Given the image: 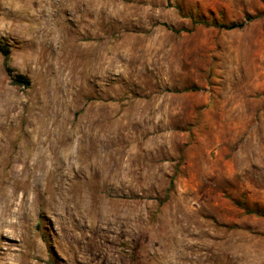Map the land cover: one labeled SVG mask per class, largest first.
<instances>
[{
    "label": "rangeland",
    "instance_id": "374dc122",
    "mask_svg": "<svg viewBox=\"0 0 264 264\" xmlns=\"http://www.w3.org/2000/svg\"><path fill=\"white\" fill-rule=\"evenodd\" d=\"M0 45V264H264V0H0Z\"/></svg>",
    "mask_w": 264,
    "mask_h": 264
},
{
    "label": "trees",
    "instance_id": "16d2710c",
    "mask_svg": "<svg viewBox=\"0 0 264 264\" xmlns=\"http://www.w3.org/2000/svg\"><path fill=\"white\" fill-rule=\"evenodd\" d=\"M204 23L206 24V22ZM211 25H215V26L222 27L225 29H232L235 27H240L237 25L226 26L223 24H215V23ZM0 55L4 59V69H5V73L7 77L10 80V83L17 87L29 88L31 84L30 80L22 74L14 73L13 70L7 65V60L10 56V49L7 45H0ZM171 185H172V180L170 181L169 190L171 189Z\"/></svg>",
    "mask_w": 264,
    "mask_h": 264
}]
</instances>
